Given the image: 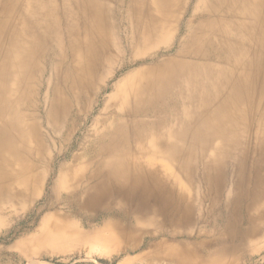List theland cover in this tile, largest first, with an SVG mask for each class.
I'll return each instance as SVG.
<instances>
[{"label":"bare ground","instance_id":"6f19581e","mask_svg":"<svg viewBox=\"0 0 264 264\" xmlns=\"http://www.w3.org/2000/svg\"><path fill=\"white\" fill-rule=\"evenodd\" d=\"M112 1L123 22L142 29L129 31V42L164 38L160 27L173 0ZM108 2L0 0V196L8 195L12 183L27 188L39 165L33 153L40 155L46 141L37 112L45 72L52 71L45 123L56 124L71 113L79 94L92 90L100 69L117 53L108 19L115 10ZM212 2L199 24L184 31L173 56L137 69L126 92L115 93L125 112L94 134L91 140L98 147L80 165L79 170L88 171V185L81 191L80 180L72 197L82 192L80 208L95 207L100 213L119 205V216L134 222L124 237L151 213L176 221L178 211L185 216L191 210L193 204L173 181L174 170L188 178L199 175L213 202L227 205L223 192L232 168L233 195L249 197L239 209L243 222L264 196V0ZM207 15L236 21L215 29L218 20L208 22ZM176 125L180 129L171 136L158 133L149 145L131 146L143 133L161 126L171 132ZM247 141L255 143L251 160L246 159ZM148 155L166 158L175 169L166 175ZM257 229L251 226L235 238L243 242Z\"/></svg>","mask_w":264,"mask_h":264},{"label":"rangeland","instance_id":"374dc122","mask_svg":"<svg viewBox=\"0 0 264 264\" xmlns=\"http://www.w3.org/2000/svg\"><path fill=\"white\" fill-rule=\"evenodd\" d=\"M147 1L152 4L151 0ZM212 3V0L205 3L173 0L160 27L165 31L164 38L156 37L144 44L129 42L132 36L129 31L142 29L137 23L123 22L116 2L109 0V9L116 12L110 10L108 19L115 41L113 52L117 53L106 68L100 69L101 77L92 90L79 94L71 113L56 124L45 123V99L49 95L52 71L45 72L39 82L37 112L46 141L40 155L33 153L40 162L29 186L23 189V185L12 183L8 195L0 196V264H264V196L250 210L251 219L240 220L239 209L246 207L249 197L243 193L233 195L232 168L228 170L223 192V200L229 202L224 205L213 202L199 175L188 178L174 170L173 163L166 158L148 155L153 165L166 175L169 176L171 168L174 170L173 181L178 192L187 196L193 207L185 216L182 209L178 211L176 221L151 213L128 237L123 234L134 222L119 216V205L100 213L95 207L80 208L82 192L72 197L80 189V180H83L81 191L88 185V171L79 168L91 148L98 147L92 141L94 134L125 112L119 105L120 95L115 93L126 92L131 82L128 80L134 81L137 69L173 56L185 40L184 31L195 28L203 18V9ZM155 14L159 20V13ZM222 17L207 15V20H218L215 29L226 26L228 20L236 21L233 18L224 21ZM155 23L156 19L152 24ZM178 128L180 125L171 127L170 132L161 126L155 132L143 133V139L131 140V146L136 149L149 145L157 140L156 134L171 136ZM122 134L128 138L127 132ZM153 145L158 149L159 144ZM213 145L220 146L219 138H214ZM254 145V141H247L246 159H253ZM209 152L213 153L212 148ZM251 226L258 227L252 236L243 242L235 238Z\"/></svg>","mask_w":264,"mask_h":264}]
</instances>
